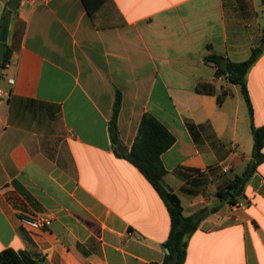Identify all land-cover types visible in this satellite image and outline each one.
<instances>
[{
	"label": "crops",
	"instance_id": "1",
	"mask_svg": "<svg viewBox=\"0 0 264 264\" xmlns=\"http://www.w3.org/2000/svg\"><path fill=\"white\" fill-rule=\"evenodd\" d=\"M263 31L264 0H21L0 73V251L38 264H161L169 214L122 156L149 113L174 137L162 181L183 214L218 206L187 237L184 264H264V161L236 204L219 201L253 137L240 87L204 60H245ZM202 82L216 93L197 92ZM246 84L253 124L264 126V49ZM38 215L51 218L44 231L20 222Z\"/></svg>",
	"mask_w": 264,
	"mask_h": 264
},
{
	"label": "trees",
	"instance_id": "2",
	"mask_svg": "<svg viewBox=\"0 0 264 264\" xmlns=\"http://www.w3.org/2000/svg\"><path fill=\"white\" fill-rule=\"evenodd\" d=\"M88 7V6H87ZM264 49V31L260 44L252 48L250 56L241 61L227 60V67L221 64L223 59L219 55L211 54L204 57L205 62L216 67V74L222 75L229 82L240 87L241 94L246 102L250 128L253 137L251 159L246 163L243 171L236 174L227 186L218 191L221 203L236 204L244 193L245 185L259 164L264 161V126H255L252 121V107L249 99L246 75L251 66L258 59ZM9 52L6 49L4 64L8 61ZM4 66V65H3ZM196 91L204 94H215V87L209 83H198ZM226 93L217 94L218 103L222 102ZM121 105V94L116 92L112 106L111 117L108 122V133L113 145H119L117 117ZM174 143L173 135L154 116L145 113L138 127L137 135L130 149L122 156L126 158L145 179L152 185L163 201L170 219L169 233L162 243L165 254L161 264H184L187 253V237L195 232L201 220L217 210L218 206L203 208L196 213L185 216L181 202L176 194L163 184L162 178L166 170L161 161V155ZM120 154V153H119ZM0 264H38L29 254L13 248L0 251Z\"/></svg>",
	"mask_w": 264,
	"mask_h": 264
},
{
	"label": "water",
	"instance_id": "3",
	"mask_svg": "<svg viewBox=\"0 0 264 264\" xmlns=\"http://www.w3.org/2000/svg\"><path fill=\"white\" fill-rule=\"evenodd\" d=\"M20 3H21V0H10L9 5H8L9 12L1 26V30H0V73H1L2 66L4 65V58H5V53H6V43L8 39L10 22H11L13 13L16 11ZM221 64L224 68H226L227 60L222 59ZM125 151H126L125 148H122V147L118 148V152L120 154H123Z\"/></svg>",
	"mask_w": 264,
	"mask_h": 264
},
{
	"label": "built area",
	"instance_id": "4",
	"mask_svg": "<svg viewBox=\"0 0 264 264\" xmlns=\"http://www.w3.org/2000/svg\"><path fill=\"white\" fill-rule=\"evenodd\" d=\"M31 4H36L45 0H26ZM222 75H216L217 79H221ZM8 82L10 84H13V79H9ZM8 93L5 92L0 88V102L3 99L5 95ZM20 222L23 226L26 228L33 230V231H44L50 224H51V218L44 216V215H38L36 217H21Z\"/></svg>",
	"mask_w": 264,
	"mask_h": 264
},
{
	"label": "rangeland",
	"instance_id": "5",
	"mask_svg": "<svg viewBox=\"0 0 264 264\" xmlns=\"http://www.w3.org/2000/svg\"><path fill=\"white\" fill-rule=\"evenodd\" d=\"M2 84H3V80L0 79V86H2ZM238 91H239V90H238ZM239 93H240V91H239Z\"/></svg>",
	"mask_w": 264,
	"mask_h": 264
}]
</instances>
